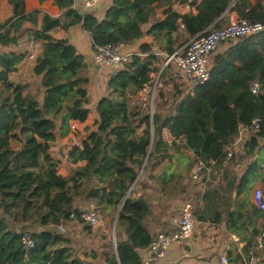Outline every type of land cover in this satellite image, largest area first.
Masks as SVG:
<instances>
[{
	"label": "trees",
	"instance_id": "trees-1",
	"mask_svg": "<svg viewBox=\"0 0 264 264\" xmlns=\"http://www.w3.org/2000/svg\"><path fill=\"white\" fill-rule=\"evenodd\" d=\"M175 3L195 8L196 13L181 14L173 8ZM9 4L13 16L0 20V46L42 44L33 73L42 78L44 91L25 92L27 87L11 78L17 70L16 53L0 55L4 64L0 70V264H140V251L157 236L148 224L155 200L164 205L185 198L186 181L199 162L206 166L214 162L221 169L227 162V147L241 127H251L257 119L261 123L246 146L247 157L257 148V139H264V32L232 44L227 55H218L209 80L192 91L176 84L171 63H164L184 46L177 45L182 32L194 38L222 28L230 24L233 13L264 22V2L113 0L102 20L73 9L74 0H55L66 11L61 17L40 10L26 13L24 0ZM78 25L90 35L94 50L109 44L134 45L146 36L154 38L156 47L141 45L139 53L111 76L97 105V130L81 146L68 150L64 176L63 161L51 154L52 145L58 133L64 138L70 132L72 122L88 119L92 78L76 47L51 32ZM156 77L159 99L152 113L150 96L142 99L140 94L153 86ZM253 82L259 84L256 93L251 91ZM169 86L174 89L173 99L165 100L162 110L163 89ZM133 98L138 100L132 104ZM164 130L170 131L172 143L164 140ZM14 137L18 144L8 146ZM217 198L215 192L206 193V207L194 211L199 221L220 223L222 211L210 208L224 204ZM91 206L108 224L106 228L81 220L80 212ZM73 213L75 219L70 217ZM243 216L241 209L229 213L228 229L247 241L248 252L261 255L256 246L263 228L251 227L246 238L250 228L236 225ZM60 225L72 229L62 233ZM75 226L78 233L100 241V247L89 252L77 240ZM27 233L33 248L23 245Z\"/></svg>",
	"mask_w": 264,
	"mask_h": 264
},
{
	"label": "crops",
	"instance_id": "crops-1",
	"mask_svg": "<svg viewBox=\"0 0 264 264\" xmlns=\"http://www.w3.org/2000/svg\"><path fill=\"white\" fill-rule=\"evenodd\" d=\"M26 13L35 10H40L51 17H61L66 11L61 10L56 4L55 0H45L43 4L39 0H24ZM73 9L79 10L81 13H89L96 18L102 20L107 11L111 8L113 0H100L99 4L90 10L83 8L78 0H74ZM200 1V0H199ZM173 8L181 14L196 13V9L188 5H180L175 3ZM13 16V8L9 4V0H0V20L5 22ZM237 14H231V21L238 19ZM41 22V17H40ZM51 35L57 39H67L73 44L77 52L84 56L88 69L91 74L92 83L89 88L90 98V113L85 122L74 121L77 132H70L64 137L57 139L56 145L59 148V157L63 161L60 173L64 176L68 175V168L66 166L67 149L69 150L78 140L83 141L90 133L97 130L98 112L97 105L100 100L107 93V83L111 76H113L117 69L110 66H97L93 61L94 49L90 35L83 29L82 25L72 27L68 31L63 29H56L51 32ZM143 38L134 45L127 46V49L137 46L140 42L146 43L154 38ZM180 40L192 39L183 32L179 36ZM148 44V43H147ZM150 44V43H149ZM42 44L40 42H23L20 46H0V55L3 53H16L15 67L17 70L11 74L12 80L27 88L25 92L34 93L36 91H44L42 87V78L34 76L33 68L34 62L30 56L40 53L39 49ZM232 44H224L215 51L214 55L210 57L211 67L215 64V59L218 55H225ZM153 47V46H152ZM139 48L136 53H139ZM26 53V57L21 55ZM227 55V54H226ZM4 68V64L0 59V70ZM36 80H35V79ZM34 79V85H31ZM29 82V83H28ZM185 87L187 85L185 79L182 82ZM31 85V86H30ZM147 88L145 91H147ZM187 90V91H188ZM144 91V92H145ZM143 94V93H142ZM60 135V134H59ZM254 132L247 128H241L239 134L231 141L227 149L232 153V159L227 161L224 166L217 170L213 162L212 169L207 172L208 177L204 184L192 185L190 181H186L188 186L185 196H193L197 200L196 209H203L206 207L204 197L207 192H215L220 197L217 198L224 204L216 203L210 206L211 211H222L220 223L202 222L195 216V227L191 238L184 241L180 245H174L169 250L167 256L158 264H197L201 261H210L221 255L227 254L230 258V264H245L247 255L250 253L246 250L247 241L240 235L232 233L228 229V214L237 212L241 209L243 217L238 219L237 226H245L250 228L246 232V238L250 237L251 227L256 226L260 230L264 227V211L259 209L254 203V193L256 190H261L264 193V139H257L258 146L254 150L252 156H246V146L253 138ZM163 138L166 142L172 143L173 138L169 130H164ZM53 148V147H52ZM64 155V156H63ZM253 166L252 171L250 167ZM195 195V196H194ZM161 196V195H158ZM183 200V199H182ZM182 200H170L164 205L158 204L155 200L153 215L149 218V225L153 233L173 232L178 229L177 219L180 214ZM195 209V210H196ZM232 219V223H234ZM108 225V224H107ZM106 224L101 227L106 228ZM115 226V225H114ZM114 233V227H113ZM115 239V237H114ZM256 250L264 259V250ZM253 251V250H252ZM148 253V250L140 251V256L143 258Z\"/></svg>",
	"mask_w": 264,
	"mask_h": 264
},
{
	"label": "built area",
	"instance_id": "built-area-1",
	"mask_svg": "<svg viewBox=\"0 0 264 264\" xmlns=\"http://www.w3.org/2000/svg\"><path fill=\"white\" fill-rule=\"evenodd\" d=\"M78 1L86 10L95 8L100 2V0ZM261 1L264 2V0ZM263 32L264 22L238 18L231 21L227 26L211 31H205L203 34L190 39L175 54L167 58L165 66L174 62L179 71L183 74L187 85L190 87L189 90L192 91L196 85L204 84L209 80L211 69L210 57L221 45L232 44L259 35ZM126 50L127 46L124 44L99 46L94 50L93 61L97 66H110L118 70L125 63H128L135 54H124ZM30 57L35 58L34 55H31ZM157 81H159V77ZM258 88V82H253L251 84V91L253 93H256ZM260 126V120L257 119L253 121L251 127L241 128H247L256 133L260 131ZM71 131L77 132L76 124H71ZM81 143L82 141L77 142L75 145L81 146ZM232 156V153L229 151L227 161H229ZM212 167L213 165L206 166L202 162L195 164L191 172L190 184H204L208 177L207 172H209ZM197 203L194 199H186L182 202L180 214L176 220L178 223V229L173 232L157 234L156 239L152 242L151 246L147 248L148 253L142 258L140 264H158L167 256L171 247L174 245H180L192 237L195 227L194 211L197 207ZM254 203L259 209L264 211V193L261 190L255 191ZM70 217L71 219H75L77 216L73 213ZM80 218L94 228L100 227L104 224L103 219L93 206L89 209L82 210L80 212ZM58 228L62 233L67 232V227L64 225H60ZM22 242L26 248L34 247V241L31 239L29 233L23 236ZM257 248L264 249V227L261 236L257 238ZM197 264H230V258L227 254H224L215 257L213 260L201 261ZM245 264H264V259L262 256L255 255L251 252L247 255Z\"/></svg>",
	"mask_w": 264,
	"mask_h": 264
},
{
	"label": "rangeland",
	"instance_id": "rangeland-1",
	"mask_svg": "<svg viewBox=\"0 0 264 264\" xmlns=\"http://www.w3.org/2000/svg\"><path fill=\"white\" fill-rule=\"evenodd\" d=\"M187 41H188V39H183V40H180V39H178V43H177V45L178 46H182V45H185L186 43H187ZM237 42H234V43H232V44H236ZM179 50V49H178ZM177 50V51H178ZM39 51L41 52L42 51V46H40V49H39ZM215 53H212V56H215L214 55ZM38 56V54L35 56V58L34 59H32V61L35 63V60H36V57ZM165 64V63H164ZM171 65H172V75H173V77H174V80L176 81V84L178 83V84H180L181 86H184V88H186V89H188V87H185V84H182V82L184 81V77H183V74L181 73V71H179V69L177 68V66L175 65V63L174 62H172L171 63ZM210 65H211V62H210ZM35 79V78H34ZM34 79H33V82H32V84L31 85H34L33 83H34ZM157 79H158V77H156V79H155V81H154V84H153V86L152 87H150L147 91H145V92H143V94L141 93L140 94V98H142V99H145V98H148L149 96H150V106H151V111H152V113L154 112V109H155V107H154V103H155V100L157 99H159L158 98V96H159V91H157L156 90V88L158 87V85L160 86V84L158 83L159 81H157ZM36 80V79H35ZM29 83V82H28ZM30 85V86H31ZM163 93L165 94V98H164V100L161 102V103H159L160 105H159V107L161 106L162 107V110H164V107L166 108V102H165V100L166 101H172V99H173V95H174V89H173V87L172 86H169V87H165L164 89H163ZM35 92H36V89H35ZM137 100H138V98H133V99H131V103L133 104L134 102H137ZM158 105H156V107H157ZM78 131V130H77ZM78 142H80V140H78ZM77 143V142H76ZM75 143V144H76ZM18 144V142L16 141V139H15V137L14 138H10L9 140H8V142H7V145L8 146H10V147H16V145ZM74 144V145H75ZM73 146V145H72ZM71 146V147H72ZM52 149H51V154L55 157V158H57V157H59V152H58V150H59V148L57 147V145H56V143H54L53 145H52ZM67 151H68V149H67ZM191 186H192V184H191ZM193 187V186H192ZM188 194V193H187ZM195 196V195H194ZM188 200V199H191V200H195V202L197 203V200H196V198L195 197H193V196H191V195H189V196H185V198H183V200H182V202L183 201H185V200ZM101 227V226H100ZM75 229H76V231H77V236H76V238H77V240L81 243V244H83L88 250H89V252L91 251V249H93L94 247L96 248H99L100 247V241L99 242H96V240H94V238H92V236L91 237H88V236H84V234H82L81 232L80 233H78L79 231H80V228L79 227H77V226H75L74 227ZM96 228H98V227H96ZM72 229V227L71 226H67V232H69L70 230ZM74 231V230H73ZM113 236H114V233H113ZM85 248V249H86Z\"/></svg>",
	"mask_w": 264,
	"mask_h": 264
},
{
	"label": "water",
	"instance_id": "water-1",
	"mask_svg": "<svg viewBox=\"0 0 264 264\" xmlns=\"http://www.w3.org/2000/svg\"><path fill=\"white\" fill-rule=\"evenodd\" d=\"M86 15H89V13H86ZM145 38H147V37H145ZM148 38H152V37H148ZM149 44L150 43V45L151 46H155V44H154V42H153V40L152 39H150V42H146V43H142V42H140L137 46H135V47H131V48H129V49H127L125 52H124V54H127V53H135L136 54V52H137V50H138V47H140L141 45H143V44ZM164 69V68H163ZM161 73H162V71H161ZM160 73V74H161ZM159 77H160V75H159ZM152 137H153V125H152ZM57 138L59 139L60 138V135H59V133H58V135H57ZM64 156V155H63ZM116 224H117V221L115 222V226H114V237H116Z\"/></svg>",
	"mask_w": 264,
	"mask_h": 264
}]
</instances>
